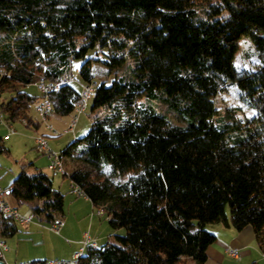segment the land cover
Masks as SVG:
<instances>
[{"label":"trees","instance_id":"1","mask_svg":"<svg viewBox=\"0 0 264 264\" xmlns=\"http://www.w3.org/2000/svg\"><path fill=\"white\" fill-rule=\"evenodd\" d=\"M242 36L258 58L251 70L235 65ZM92 61L115 73L110 83L95 82ZM40 75L60 85L50 95L60 115L80 102L73 80L96 86L89 129L60 150L63 176L124 231L87 245L80 264H203L213 222L251 225L264 252V0H0L7 122L38 130L30 88ZM232 86L252 125L217 117L215 99ZM7 186L12 205L39 220L63 213L64 195L41 169L22 164ZM17 222L0 212V237Z\"/></svg>","mask_w":264,"mask_h":264},{"label":"rangeland","instance_id":"2","mask_svg":"<svg viewBox=\"0 0 264 264\" xmlns=\"http://www.w3.org/2000/svg\"><path fill=\"white\" fill-rule=\"evenodd\" d=\"M90 55H92L91 51H89L87 57ZM257 60L256 51L253 44L250 42L249 37L242 36L239 41V50L237 51L235 57L236 67L239 71L251 70L254 69ZM75 62L78 64L81 60H77ZM92 63L93 72L95 74V82L100 83L101 81H105L106 83H110L112 78L115 76V73L110 72L105 75L104 70L107 69L105 64L98 63L96 61H92ZM130 66L131 61H128L126 66L118 70V75L127 76ZM72 84L76 89L81 90V84L78 80H73ZM30 91L35 92L36 88L32 86ZM92 100L93 94L88 101L89 106L87 111L82 113L80 119L81 121L78 122V128L79 125L80 127L82 125V119L86 120L85 123H88L89 121V126L86 130L80 132L79 135L86 133L91 125L92 112L90 106ZM36 103H33L30 109L33 116H37L35 112ZM154 105L157 109L164 112L166 111L165 104L154 103ZM215 106L217 108V117H222L223 121L230 123V126L235 123L252 125L250 119L254 114V110L243 102L241 93L237 88L233 86L229 87V91L227 93L218 95L215 99ZM226 111L229 115L226 114ZM53 115L55 116V114ZM51 121L56 128L60 127L59 121H57L56 118L51 117ZM11 124L15 128V131L11 133L9 137L10 139L8 138L2 140L0 138L1 184L8 181L11 176L14 177L16 173L19 172L22 163L27 164V170L29 172H33L36 169H46L49 171L45 164V161L47 160L48 162V159L45 155L40 154L34 147L35 130L30 126L27 127L20 120L13 121ZM7 131V124L0 122V137L4 136ZM36 131L45 132L47 130L44 128L43 123H41ZM71 136L72 133H62L57 136H48V140L53 149L60 150L66 143H62V138L70 137V139H72ZM69 140H67V142ZM4 147L7 148L4 149ZM32 161H34V163H32ZM49 176L52 177L50 174ZM57 178L64 179L61 185V192L64 195L63 213L61 215H57V217H60L63 220L65 219L64 221L66 222V225L63 227L60 234H56L48 228L49 223L45 220L34 219L32 222L27 223L17 222L18 231L14 235L0 237V239L4 240L8 245L7 250L4 251L5 256L17 257V262L24 258L45 260L60 257L69 258L71 256L64 254L66 246H76L78 244V246L82 247V239L84 238L85 233H87L91 238H95L98 243L113 240V234L115 232L123 233V228L114 229L110 226L105 210L104 213L98 212L99 206L94 205L88 210H85L83 207L78 205V202L86 197H76L69 192L66 183L70 180L68 175L55 176V179ZM55 185L57 186L58 183L55 182ZM81 230L82 234L80 236L79 244L77 240L78 238H75V236Z\"/></svg>","mask_w":264,"mask_h":264},{"label":"built area","instance_id":"3","mask_svg":"<svg viewBox=\"0 0 264 264\" xmlns=\"http://www.w3.org/2000/svg\"><path fill=\"white\" fill-rule=\"evenodd\" d=\"M59 86L60 85L58 83L47 80L43 75H40L34 83V87L39 93V100L35 106L37 117L52 135H58L61 133L60 130L56 128L51 121V117L54 113V108L50 101L51 93L57 91L59 89ZM95 89V82H89L81 85L80 102L76 103L73 110L71 111L72 117L67 127L68 131H74L78 116L81 112L85 110L86 101L94 93ZM20 121H22L25 125L27 124L26 120L23 118ZM0 122L6 123L8 126V131L6 135L11 134L15 131V128L12 126L11 122H7L5 120V112L1 104V97ZM34 147L40 154L45 155V157L48 159V169L51 176L63 175L66 172V167L61 155V151L52 148L48 140V135L42 132H36L34 136ZM11 192V186H4L0 183V212L9 215L14 220L21 223H27L33 221L34 219H38V216L34 214L31 207L27 206L24 209H20L19 207L12 205L9 202ZM69 192L75 195L76 197H88L84 189L73 180H70ZM98 212L104 213L103 206L98 207ZM63 224L64 221L61 218L56 217L49 223L48 228L54 231L56 234H60V230ZM82 243L83 246L71 257L47 259L44 261L43 264H80L78 262V257L81 255L87 245H90L93 248H97L99 246L96 239L91 238L87 233L84 234ZM6 248V243L2 239H0V264H7L4 259V251ZM230 253L234 256H238L235 250H230ZM17 264L31 263L29 260H23L19 261Z\"/></svg>","mask_w":264,"mask_h":264},{"label":"crops","instance_id":"4","mask_svg":"<svg viewBox=\"0 0 264 264\" xmlns=\"http://www.w3.org/2000/svg\"><path fill=\"white\" fill-rule=\"evenodd\" d=\"M90 98H88V100L86 101L85 110L79 114L78 120H77V122L75 124L73 132L67 130V127H68V125H69V123L71 121V117H72L71 113H68V114H65V115H61V116L59 114H57V113H53V114H55V116L53 115L52 117L56 118L57 121H59L60 127H57V128L60 130V132H61L60 134H62V133L63 134L72 133L71 138L74 139L75 137L80 136L79 135L80 132H83L84 130H86L88 128L89 121H88V123H85L86 120L82 119V125H81V127L79 125V128H78V122L81 121L80 119H81L82 113L87 111V108L89 106L88 105V103H89L88 101H89ZM35 112H36V110H35ZM44 128L47 131L42 132V133H44V134H46L48 136H57V135L50 134L49 130L46 127H44ZM36 132H38V131H35V133ZM6 134L7 133H5L4 136H2L0 138L2 140L3 139H8L11 134H8V135H6ZM65 137L62 138V143L66 142L65 143V145H66L72 139H70V137L69 138H65ZM67 140H69V141L67 142ZM5 148H7V147H4V149ZM36 161H38V160H36ZM32 163H34V161H32ZM22 164H24V163H22ZM45 164L48 167L47 160L45 161ZM41 170H43V169H41ZM43 171H45L47 174H50V172L47 171L46 169L43 170ZM56 176H58V175H56ZM11 177H10V179H8V181L2 183V185H4V186L9 185V183L13 179V177L12 178ZM51 179H52V183H53L54 187L58 188L61 191V189H62L61 185H62L64 179L63 178L55 179V176H52ZM55 182L58 183L57 186L55 185ZM66 183H67V188L69 189L70 180H69V182H66ZM9 202L11 204H13L14 200L12 198H10ZM78 205L83 207L85 210H88L90 207L94 206L92 204L91 200L89 199V197H86L83 200L79 201ZM19 208L20 209H24L25 206H20ZM58 218H60V217H58ZM65 225H66V222L64 221V224H63L61 230L63 229V227ZM206 228L210 232L214 233L216 238L207 247V250H206L207 258L205 259L203 264H264V252L259 247V244H258L256 236H255V232H254V230H253L251 225L247 224L241 229H236L231 224L226 225V224H224L222 222H213V223H210L209 225L207 224ZM61 230H60V232H61ZM81 234H82V230L78 234H76V236H75V238H78L77 240H78L79 244H80L79 241H80ZM98 244L100 245V244H103V243H98ZM6 246L8 248L7 243H6ZM7 248L5 249V251L7 250ZM80 248L81 247L78 246V244L76 246L67 245L64 254L68 255V256H72ZM230 250H235L237 252L238 256L232 255L230 253ZM16 258L17 257H11V256L8 257V256L4 255V259H5L7 264H17L19 261H23V260H29L30 261V260H32L30 258H24V259H21V260H19L17 262Z\"/></svg>","mask_w":264,"mask_h":264}]
</instances>
